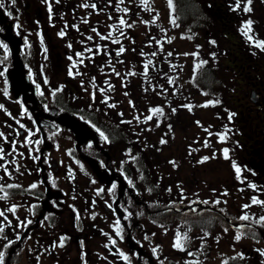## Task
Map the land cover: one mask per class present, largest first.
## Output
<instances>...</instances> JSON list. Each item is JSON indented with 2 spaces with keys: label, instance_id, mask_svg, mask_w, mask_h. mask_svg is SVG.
Instances as JSON below:
<instances>
[{
  "label": "flooded vegetation",
  "instance_id": "af4514ba",
  "mask_svg": "<svg viewBox=\"0 0 264 264\" xmlns=\"http://www.w3.org/2000/svg\"><path fill=\"white\" fill-rule=\"evenodd\" d=\"M193 1L211 5L212 11L224 21L230 18L231 24L233 17L239 16L236 0ZM4 4L0 9V44H6L7 51L0 47V60L7 59L0 63L4 72L0 76V187L8 195L0 200V211L7 217H0L5 229L0 233L3 264L8 245H14L17 236L23 237L16 250L15 257L21 252L17 264H208L219 249L220 231L232 224L219 207L222 201L235 207V193L221 195L218 177L214 181L207 178L203 170L215 167L208 163L212 158L203 169L195 162V177L187 173L189 166L183 160L189 158L186 130L178 137L186 143L181 155L177 154L180 142L171 146L170 141L163 148L141 144L144 137L153 141L151 133L165 139L172 136L174 132L168 135L166 125L181 124L186 106L194 103H173L174 86L168 85L169 94L165 87L148 85L139 69L133 78L137 82L135 102H117L108 94L107 82L113 79L107 78L106 72L118 59V43L110 45V40L104 39L99 50L83 60L74 49L61 57V30L57 35L52 32L57 27L54 10L50 13L45 6V12L41 11L37 0H16L15 5L4 0ZM27 15L31 18L28 22L24 19ZM228 38L236 37L229 34ZM167 69L170 74L178 71ZM251 74L239 100L243 114L239 117V137L248 152L258 142L264 143L260 94L264 78ZM162 75L165 71L158 76L159 81ZM153 108L163 109L164 132L148 131V123L162 116L146 121ZM67 114L86 122L82 125L83 142L66 126ZM192 120L197 123L196 116ZM205 156L210 154L201 155ZM162 162L164 165L159 164ZM259 176L264 184V174ZM32 184L37 187L31 188ZM12 206L15 213L9 211ZM39 214L42 216L36 223ZM177 232L187 233L189 238L184 251L173 247ZM228 233L235 238V229ZM121 253L128 256L127 261Z\"/></svg>",
  "mask_w": 264,
  "mask_h": 264
},
{
  "label": "rangeland",
  "instance_id": "374dc122",
  "mask_svg": "<svg viewBox=\"0 0 264 264\" xmlns=\"http://www.w3.org/2000/svg\"><path fill=\"white\" fill-rule=\"evenodd\" d=\"M37 1V7L41 11L45 12V1ZM70 1L72 0L58 1L56 2L57 9L54 7V10L56 12L55 20L57 27L55 31H53L52 29L53 34L57 35L58 30L64 29L63 26L70 28V31L68 30V32L62 38H60L59 47L61 48L64 54L63 56V54L61 53V57H65L66 51L72 50L74 48V46L69 47V40L72 37V32L75 33V36L71 42H74L75 46H78L77 42L79 40V33L77 30L81 25L80 32L82 33V31L86 27L82 25V22L85 19L84 17L88 15L89 11L91 13L92 20L94 22L97 21L96 25H98L102 15L104 14L102 10L106 7V5L101 6L104 0H92V4L90 2L91 0H80V6L78 5L77 0L75 3L78 5V8H76V6L73 4L71 5ZM93 1H96L95 8L91 7V5L94 4ZM113 1L114 0H110L108 8L111 7ZM131 1L132 0H124V3L131 4ZM151 1L154 3L156 13L158 14V24L150 23L149 28L151 37L149 39L151 40L153 37L162 38L163 41H160V43L162 44L161 53H166L163 56L160 53V56H162V58L157 62H162L163 64L157 65H162L166 68H170L171 70H173L176 66L174 61L177 55H179L180 59L182 60L181 65H178V69H180L179 76L181 77L179 80L182 79L185 81L187 77L186 74L189 76H195L194 82L186 84L185 95L187 97L195 98L196 104L189 105L191 106V111H189V108H187V110L185 108V116H181V124H177V126L175 125V123L171 124V127L167 129L168 135H171L174 132V134L168 138V140L171 141L170 145L175 146L177 143L179 144L180 142L181 149L177 152V154L181 155L182 151L186 150V143L183 144L178 139V137L182 136V130H186L188 132L187 138L189 140V143L188 149L186 151V156H188L189 158L188 160L185 158L183 160L185 161L184 165L187 163L189 168H185L183 169V171L187 169V173L192 177H195L193 173L194 164L196 161L198 162L203 158L201 157V155L210 154V157H205H209V159H211L215 154V158H212L213 160H211V162H208L211 165L214 164L215 167H208L204 169V173L206 174L207 178L211 179L212 181H214V179L217 180L218 177L221 182L220 188L222 186L221 192L219 191L221 195H225L224 193L228 192H234L235 195L240 198L239 200H237L234 208L230 207V203L222 201L223 205L225 204L236 218H240L242 215H248L250 217L249 221L255 222L259 217L264 216V206L250 203L249 205L251 207L245 208L244 205L241 203L242 201L249 200L248 198H251V196H249L251 190L260 193L262 196L259 197V200L264 201V184L260 183L256 176L249 170L252 164L250 163L251 159L254 158L255 153H260L261 155H264V143L258 142L257 145H254L252 148H249L251 153L247 154V156L236 155L233 154V152L231 151V155H229V158L225 159L223 156V150L227 149V147L221 146L222 142H220V144L212 142L210 138L211 135H209L211 134V132L208 133L209 128L206 127L208 125H199L195 123L192 119L194 118V116L197 117V120L203 119V121L205 123H208L210 125L209 127L213 130H221L220 125H222L223 127L221 121L223 120V116L229 109V103L232 100L230 99L231 95L229 91H231V88L233 87L230 88L229 85H231L230 81L233 80V78L235 79L236 73L234 72V69L237 67L236 65L234 66V68L232 67V65L234 64L233 61L232 65H230L223 59V55L226 53L228 48V43L222 41L221 35H227L229 30V34L233 37H236V40H238L237 42L239 43V45H242L238 49V51L240 52V56L238 58L237 64L242 67V61L244 60V58L248 57V59L250 60L248 68L254 69V73H258L264 78V50H261L260 48L256 47V43L254 44L253 42L254 39H258L256 42H264V39L260 40L259 38V35L264 37V0H252L250 5V12H245L242 10L246 3V0H241V8L238 9L239 16L233 17L232 24L230 18L228 20L226 19L225 21H222V24L229 26V28L223 25L226 29L224 31L218 30L221 35L219 33L215 34L216 30H212L213 27L217 28V21L213 17V15H211V17L206 20L207 11L204 10L205 7L203 3H198L195 6V9L189 8L187 9V11H185V9L189 7V5L184 0H172V7L169 6L168 0ZM85 4L89 5V7H84ZM181 11L184 13H182ZM185 12L188 15H185ZM24 19L27 20V22L31 20L29 15H27V17H24ZM173 19L175 20V24L172 23ZM249 20L253 22V27L251 28V32L253 33L252 35H256L255 37H252V45L246 42V35L243 34L242 29H239L241 25H245ZM130 21L132 26H136L137 29L139 26L138 19L134 17V19H130ZM207 28L211 29L210 35L206 33ZM164 34L165 37H163ZM212 36H215V43H212L210 39L212 38ZM139 38L140 36L135 34L132 37L130 47H133L135 45L134 40H137ZM238 46L236 45L237 48ZM243 46H245L246 48L249 47L252 53H247V50L244 49ZM211 47H218V53L216 54L215 51H213V54H211ZM169 49L171 50L168 51ZM168 53H171V55L169 56ZM229 54L228 57L233 58V56H229ZM132 56L133 54L131 53L130 57L132 58ZM156 59H159V57H157ZM134 60L132 61L133 65ZM225 60H227V57H225ZM204 61H206V63L201 64V62ZM198 64H201L199 68L196 67V65ZM133 65L131 63H124L116 69L108 68V71L106 72L107 78L110 76L114 81L118 83V86L115 85V89L112 94L119 103H130V99H132V101L136 99V92L134 91V87L131 84L127 83V86L124 88L122 87L121 82L119 83L118 80V77L122 75H128V71L130 73H133ZM209 68L213 69L212 72L214 74L209 70ZM216 70H220V73L217 74V76ZM117 73H119V75H117ZM218 82H223L221 84L223 86V89H225L221 97H219V95H217L218 92H216V86ZM199 88L207 89V93L204 96H202L203 94L198 95ZM171 90H173V88H171ZM260 94L262 97V102L264 103V91H261ZM201 96L202 98H206L208 100L211 99L213 100V102L209 104H204L207 105L205 107L201 102ZM217 98H220L223 101H219L217 100ZM216 101H219V103H216ZM252 102L257 103V101L254 100H252ZM226 104L227 107L222 108ZM221 117L222 120L220 121L219 119ZM151 122L152 123H148V125L146 124L149 132L155 131V127L159 131L160 127L162 125H165L164 122ZM216 122L217 124H215ZM166 127L169 126L166 125ZM163 129L166 130L165 127ZM72 131L76 134L75 130ZM78 132V141L83 142V136L85 137V135H83V133L85 132L84 128H82V132L78 128ZM151 136L154 137L153 141L148 140L149 137L142 138V147L149 146V143H151L152 146L157 147L156 141H161L159 135H152L151 133ZM204 137H207V139H204ZM262 140L264 141V138ZM205 142H207L208 144L207 147H205ZM164 146H168L167 143L160 144V148ZM183 157H185V153ZM193 158H195L196 160L193 161ZM236 158L237 160L242 162L244 166L241 165L240 162L238 163V161L235 160ZM205 162L199 164L202 169ZM233 162L238 163V165H240L241 173L244 168V172L240 174L239 179H237L235 170L233 168ZM159 164L164 165L163 162ZM262 164V162L258 163L257 166L256 163V167L254 166L259 179V175L264 174V164ZM184 177L185 175L184 173H182L181 178ZM248 179L252 180L255 185V188L250 187V185L253 184H251ZM223 187H227V189H224ZM223 205H220L219 207L221 210L224 209ZM43 210L45 211V209ZM38 216L36 217V223L37 220L40 219L42 214L39 217ZM219 226L221 229H224L222 225ZM261 228L263 230L264 226H262ZM233 229H235L234 226H230L229 229L220 231L219 249L216 250L212 256L210 254H207L208 258L211 256L210 262L208 264H264V258L260 254L261 251H264V236H261V234L255 230L249 231L240 228V230L236 231L235 237L237 235H241V239L236 240L234 237H231L228 233ZM22 238L23 237H20L21 240ZM129 238L132 239L131 236H129ZM20 239L14 245H8L9 248L5 264H10L9 262L11 260H14L13 264H17V258L19 257L21 252L18 251V255L16 257L15 255L16 250L21 246L22 243ZM227 241L231 243V246L229 243H227ZM10 251H14L11 256H9ZM51 264H53V262Z\"/></svg>",
  "mask_w": 264,
  "mask_h": 264
},
{
  "label": "snow or ice",
  "instance_id": "6c2138e0",
  "mask_svg": "<svg viewBox=\"0 0 264 264\" xmlns=\"http://www.w3.org/2000/svg\"><path fill=\"white\" fill-rule=\"evenodd\" d=\"M141 2H142V4L144 5L145 10H149V11L152 10V9L150 8V5H149V0H141ZM168 2H169V6L172 7V0H168ZM251 2H252V0H246V3H245V5H244V7L242 8V10L245 11V12H250V11H251V7H250ZM11 3H12L13 5H15L16 0H11ZM119 3H120V4H123V3H124V0H119ZM4 7H5L4 0H0V9H3ZM84 7H89V5L85 4ZM91 7L95 8L96 5L93 4V5H91ZM117 7H118V6H117ZM234 7H235L236 9H240V8H241V0H236V3H235V6H234ZM48 10H49V12L51 13V11H52V7H51L50 4H49V6H48ZM118 10H120L119 7H118ZM122 11H124L125 13H127L129 10H128L127 8H124V9H122ZM8 15H11V13H8ZM145 23H148V22L145 21ZM172 23L175 24V20H174V19H173ZM252 23H253V22H252L251 20H249V21L244 25V30H243V34L246 35V36H248V39H249V40H252V36L249 35V33L251 32ZM16 27L19 28V25H17ZM124 27L131 28V27H132V24H128L127 21H126L124 18H120V19H119V27L114 25V26H113V31H110V32L107 34V36H100V39H102V40H104V39H108V40H111L112 43H120L119 36H125V33H124V31H123V28H124ZM93 31H96V30L93 29ZM114 32H115V33H119V36H114ZM59 35H60V36H63V35H64V32L61 31V32L59 33ZM98 35H99V34H98ZM88 39H92V38L89 37ZM41 43H43V40H42V39H41ZM212 43H215V42L213 41ZM25 44L27 45V40H26V39H25ZM0 47L4 48V50L7 51V45H6V44H0ZM69 47H71V45H69ZM256 47L260 48L261 50H264V42H259V41L256 42ZM46 51H47V50L45 49V52H46ZM88 51L91 52L92 50H91V49H88ZM124 51H125V48H124L123 46H121V47L119 48L118 52H117V56H119L120 54H122ZM76 55H77V56H81L82 54H81V53H76ZM151 55L155 56L156 53L153 52ZM168 55L170 56L171 53H168ZM194 55H195V54H194ZM6 59H7V56H4L3 60H6ZM69 59L71 60L72 57L70 56ZM3 60H0V63H3ZM81 62H82V61H81ZM151 63H152L151 60H149L147 63L144 64V69H145L144 75H145L146 77H147L148 68H149V66H150ZM203 63H206V61L201 62V64H203ZM201 64L196 65V67L199 68V67L201 66ZM73 67H75V64L73 65ZM69 74H70V75L72 74V73H71V70H70ZM77 74H79V73H77ZM3 75H4V72H3V71H0V76H3ZM117 75H119V73H117ZM129 75H135V73H129ZM172 82H173V81H172L171 79H169V83L171 84ZM45 83H47V81H45ZM109 88H111V85L109 86ZM37 90L39 91V85H37ZM101 91H103V90H101ZM4 94L7 95V90H6V89L4 90ZM106 101H107V98H105V101H104V102H106ZM216 103H219V101H216ZM114 106H115V105H109V107H114ZM204 106L206 107L207 105H204ZM2 107H3V105H0V108H2ZM186 107H188V108H189V111H191V106H186ZM150 111H151L152 115L147 116V117H146V121H147V120H152L153 116L163 115V109H162V108H153V109H150ZM172 111L175 112V109H173ZM233 115H235V114H234V113H229V119H231V117H232ZM137 119H139V118L137 117ZM128 123H131V122L129 121ZM197 123H199V122H197ZM20 127L23 128L24 125L21 124ZM170 127H171V126H169V128H170ZM0 136H3V133H0ZM101 136H102V138H103L104 140H107V139H108L106 136H104L103 133H101ZM225 138H226V137H224V136H221V137H220L221 140H224ZM29 142H30V141H29ZM163 143H166V141L162 139V140H161V144H163ZM207 146H208V144H207V142H205V147H207ZM2 152H3V150L0 149V153H2ZM190 154H191V153H190ZM223 156H224L225 159H228V158H229V151H228V149H224V150H223ZM212 158H215V154L213 155ZM0 159H3V156H2V155H0ZM208 159H209V157H203V158H202L200 161H198V162H199V163H203V162L207 161ZM170 163H173V165H175V162H174V161H170ZM0 167H3V165H0ZM233 168H234V170H235V173H236L237 179H239V178H240V174H241V169H240L239 167L236 166L235 162H233ZM5 171H7V169H5ZM0 178H2V177H0ZM7 187H8V188H12V187H19V186H18V185H8ZM36 187H37L36 184H32V185H31V188H33V189L36 188ZM112 187L115 188V185H113ZM250 187L255 188V185H250ZM169 191H170V189H169ZM0 193H4L3 196H0V200H2V199H7V195H8V194H7L6 192H4V188H3V187H0ZM224 194L226 195L227 193H224ZM205 203H207V202H205ZM216 203H219V201H216ZM252 204H255V205H262V206H264V201H261V200L255 198V197H253V198H252ZM244 207H245V208H248V207H250V205H245ZM9 211H11L12 213H15V211H16V207H15V206H12V207L9 209ZM0 217H3L5 220H7V217L5 216V213H4L3 211H0ZM240 219H241V220H244V221H248V220L250 219V217H249L248 215H242V216L240 217ZM28 223H31V221H28ZM255 223H257V224H259V225H261V226H264V216L259 217V218L255 221ZM4 230H5V229H4V226H3V225H0V233H3ZM116 230H117V235H120V221H119V220L116 221ZM121 238H122V237H121ZM16 239L19 240L20 237L17 236ZM63 239H64V238L62 237V238H61V243H60V246H61V247L63 246ZM188 239H189V238H188V236H187V233L181 234L180 232H177V234H176V238H175V241H174V244H173V247H175L176 249H178V250H180V251H184V250L186 249V244H187V242H188ZM235 239H236V240H240V239H241V235H237V236L235 237ZM111 242H112L113 245H115V243H116L115 240H112ZM11 243H13V241H9V244H11ZM155 251H156V249H153V252H155ZM260 254H261L262 256H264V251H261ZM120 255L123 256V259H124L125 261L128 260V256L123 255V253H121ZM189 255H192V253H189ZM3 261H4V253H3V252H0V264H3Z\"/></svg>",
  "mask_w": 264,
  "mask_h": 264
},
{
  "label": "water",
  "instance_id": "95a60500",
  "mask_svg": "<svg viewBox=\"0 0 264 264\" xmlns=\"http://www.w3.org/2000/svg\"><path fill=\"white\" fill-rule=\"evenodd\" d=\"M72 117H73V116H72ZM77 121H78V120H77L76 118H71V117H70V119H69V121H68L69 124H70V127H71V128H74V130H76V131H77V129H78V128H77V125H78V122H79V121H78V122H77Z\"/></svg>",
  "mask_w": 264,
  "mask_h": 264
},
{
  "label": "trees",
  "instance_id": "16d2710c",
  "mask_svg": "<svg viewBox=\"0 0 264 264\" xmlns=\"http://www.w3.org/2000/svg\"><path fill=\"white\" fill-rule=\"evenodd\" d=\"M260 157H261V154H258V155H256V154H255V157H254V159H255V160H257V161H259V159H261V158H262V157H261V158H260Z\"/></svg>",
  "mask_w": 264,
  "mask_h": 264
}]
</instances>
